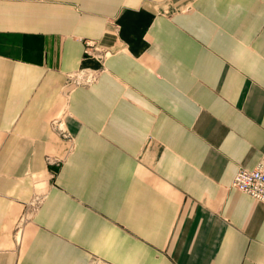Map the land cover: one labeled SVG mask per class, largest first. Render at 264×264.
Segmentation results:
<instances>
[{
    "label": "crops",
    "instance_id": "crops-1",
    "mask_svg": "<svg viewBox=\"0 0 264 264\" xmlns=\"http://www.w3.org/2000/svg\"><path fill=\"white\" fill-rule=\"evenodd\" d=\"M258 166L264 0H0V264H264Z\"/></svg>",
    "mask_w": 264,
    "mask_h": 264
},
{
    "label": "built area",
    "instance_id": "built-area-1",
    "mask_svg": "<svg viewBox=\"0 0 264 264\" xmlns=\"http://www.w3.org/2000/svg\"><path fill=\"white\" fill-rule=\"evenodd\" d=\"M91 46V44H87ZM96 80L92 72H82L73 77L71 82L77 85H90ZM232 187L264 204V168L258 166L253 170L238 169L232 181Z\"/></svg>",
    "mask_w": 264,
    "mask_h": 264
},
{
    "label": "rangeland",
    "instance_id": "rangeland-1",
    "mask_svg": "<svg viewBox=\"0 0 264 264\" xmlns=\"http://www.w3.org/2000/svg\"><path fill=\"white\" fill-rule=\"evenodd\" d=\"M73 78H70V83H72L71 82V80H72ZM46 161L49 163V164H52V165H58L59 164V162H58V160H56V159H51V158H46ZM38 202V197H36L34 200H33V202H32V204H36ZM20 221V220H19ZM19 221H18V228H19Z\"/></svg>",
    "mask_w": 264,
    "mask_h": 264
}]
</instances>
